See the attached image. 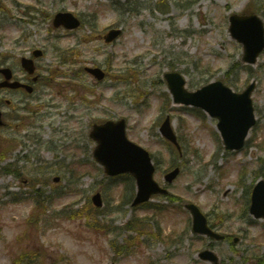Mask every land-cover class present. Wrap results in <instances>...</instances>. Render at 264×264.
I'll use <instances>...</instances> for the list:
<instances>
[{
    "label": "rangeland",
    "instance_id": "obj_1",
    "mask_svg": "<svg viewBox=\"0 0 264 264\" xmlns=\"http://www.w3.org/2000/svg\"><path fill=\"white\" fill-rule=\"evenodd\" d=\"M160 1L168 12L158 10ZM0 5V57L18 68L20 57L40 49L38 72L49 78L31 95L0 93L6 120L20 117L0 130V151L7 153L0 162V264H27L31 258L35 264H212L199 258L205 249L220 264L264 260V220L247 211L264 160V53L255 65L243 64V47L228 30L229 16L248 5L264 21V0H0ZM58 12L73 13L81 28L54 29ZM118 28L121 36L105 43L104 36ZM87 66L102 68L107 78L97 81ZM172 70L186 77L190 90L222 80L241 92L256 82L257 123L241 151H227L214 132L216 121L196 117L192 108L161 110L162 81ZM168 114L186 147L182 155L159 134ZM121 117L128 120L129 138L160 161L158 183L166 184L172 163L181 164L180 176L167 185L170 192L200 206L220 233L238 237L239 244L195 236L184 208L160 213L161 220L154 211L131 207L135 185L106 177L89 138L93 121ZM8 138L15 144L11 150ZM10 164L21 178L3 172ZM98 191L104 206L94 211L89 200ZM39 195L42 207H36ZM152 203L170 204L163 197ZM129 222L138 230L127 229Z\"/></svg>",
    "mask_w": 264,
    "mask_h": 264
},
{
    "label": "water",
    "instance_id": "obj_2",
    "mask_svg": "<svg viewBox=\"0 0 264 264\" xmlns=\"http://www.w3.org/2000/svg\"><path fill=\"white\" fill-rule=\"evenodd\" d=\"M231 23L230 31L232 36L244 44V60L255 62L258 54L264 49V29L260 20L256 16L244 18L235 15L231 17ZM55 25H64L72 29L78 27L79 22L71 14H58L55 19ZM254 25H256L255 30H252ZM119 34L120 31H112L107 40L111 41ZM23 66L30 73H33L34 67L31 61L24 59ZM91 71L100 79L104 76L100 70ZM5 73L9 80L11 78L10 71L7 70ZM166 77L176 102L202 106L214 115L220 116V128L228 148H240L243 145L250 127L255 123L251 101V92L254 85L250 86L243 94H235L231 89L223 87L221 83L209 85L196 93H188L184 89L185 82L179 74H169ZM221 97L222 101L220 103L217 100ZM2 124L0 112V125ZM162 133L171 141L176 142L169 120L163 126ZM92 137L99 143L95 156L106 167L107 174L115 175L122 172H130L137 177L139 193L134 205L149 200L153 193H166L165 190L160 189L152 181L154 169L148 153L126 139L124 121L95 125ZM178 172V169L175 170L167 176V179L172 181ZM252 202L251 213L256 218L264 217V182H261L255 189ZM95 203L98 206L102 205L100 195H96ZM187 207L193 214V228L196 233L220 238L208 227L205 216L197 206L190 204ZM200 256L204 260L218 264V258L212 251H204Z\"/></svg>",
    "mask_w": 264,
    "mask_h": 264
},
{
    "label": "flooded vegetation",
    "instance_id": "obj_3",
    "mask_svg": "<svg viewBox=\"0 0 264 264\" xmlns=\"http://www.w3.org/2000/svg\"><path fill=\"white\" fill-rule=\"evenodd\" d=\"M24 79H28L27 77H25ZM2 80V75H0V81ZM19 80H23L22 78L21 79H19ZM5 92H23V90H16V91H13V90H11V89H9V88H7V89H0V93H5ZM8 101V103H11L9 100H7Z\"/></svg>",
    "mask_w": 264,
    "mask_h": 264
}]
</instances>
